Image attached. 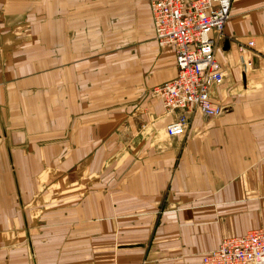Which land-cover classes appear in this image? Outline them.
Returning a JSON list of instances; mask_svg holds the SVG:
<instances>
[{
    "label": "crops",
    "instance_id": "obj_1",
    "mask_svg": "<svg viewBox=\"0 0 264 264\" xmlns=\"http://www.w3.org/2000/svg\"><path fill=\"white\" fill-rule=\"evenodd\" d=\"M216 58L225 113L172 138L150 0H0V264H203L264 229V0Z\"/></svg>",
    "mask_w": 264,
    "mask_h": 264
},
{
    "label": "built area",
    "instance_id": "obj_2",
    "mask_svg": "<svg viewBox=\"0 0 264 264\" xmlns=\"http://www.w3.org/2000/svg\"><path fill=\"white\" fill-rule=\"evenodd\" d=\"M234 0H150L155 37L160 47H173L177 76L157 89L165 110L175 115L167 127L170 137H185L192 117L218 118L225 107L212 99L225 75L217 62L219 44L231 18ZM254 41L238 43L243 64ZM203 264H264V229L224 239L218 249L203 257Z\"/></svg>",
    "mask_w": 264,
    "mask_h": 264
}]
</instances>
